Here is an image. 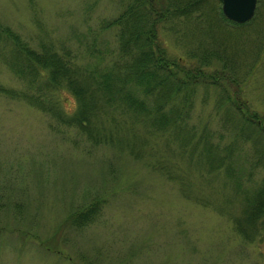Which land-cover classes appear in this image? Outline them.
<instances>
[{"label":"rangeland","instance_id":"rangeland-1","mask_svg":"<svg viewBox=\"0 0 264 264\" xmlns=\"http://www.w3.org/2000/svg\"><path fill=\"white\" fill-rule=\"evenodd\" d=\"M119 2L0 0V24L35 51L43 41L67 55L74 68L108 66L119 59L116 29L98 26L119 14ZM184 23L158 30L166 59L179 63L173 69L180 80L194 75L196 67L210 77L222 73L219 82L196 78L187 100L184 92L169 94L166 110L181 111L173 126L179 135L188 131L184 147L170 123L163 134L150 133L126 112L119 119L141 134L134 153L115 142L92 146L76 129L0 93V264H264V224L261 237L250 243L234 224L242 199L261 188L264 170L250 153L251 141L235 139L228 118L239 106L264 125V0H256L253 17L242 25L224 19L218 29H191ZM208 47L232 67L219 59L199 66L197 52ZM3 53L0 49V87L25 91L24 82L4 65ZM59 94L71 114L73 96ZM94 124L104 132L114 126L106 119ZM200 136L213 156L226 158L229 177L225 166L210 169L198 156ZM90 198L100 199L93 223L79 229L61 225L68 209ZM39 241L55 251H45Z\"/></svg>","mask_w":264,"mask_h":264},{"label":"trees","instance_id":"trees-1","mask_svg":"<svg viewBox=\"0 0 264 264\" xmlns=\"http://www.w3.org/2000/svg\"><path fill=\"white\" fill-rule=\"evenodd\" d=\"M118 1L121 6L119 14L110 22H102L98 26L100 30L112 27L116 29L114 37L117 47L116 57L119 59L114 60L108 66L101 63L104 65L74 68V65L67 60V55L57 54L50 45H44L43 41H40L39 47L35 51L27 42L22 41L19 35L12 32L9 26L0 24V49H5L6 53V55L3 53V63L20 82H24L26 88L25 91L21 90L18 93L0 87V93L10 99L14 98L31 107L34 106L37 111L44 112L50 120L62 127L76 129L78 135L84 136L92 143V146L110 145L115 142L116 147L127 148L131 153H134L136 143L140 142L141 134L137 128L133 131L119 119V115L126 112L131 118L144 125V131L150 133L153 132L152 130L154 132L159 130L163 134L166 124L170 123L168 128L172 131L173 128H177L178 133L175 136L182 139L180 144L184 147V143L188 141V131L183 128L184 135H179L180 128L173 126L181 111L176 107H169L166 110V104L171 99L169 94L172 92V95H175L184 92V100H187V93L191 92L195 82H198L195 80L196 78L201 79L200 83H203L205 78H214L215 81H218L221 79L222 73L219 71V75L215 74L214 77H210L208 73L199 72L200 68L196 67L192 69L195 74H189L191 81L193 79L194 82L191 83L188 75H184L186 79L182 82L173 69V67L177 68L176 65L179 63L166 59L165 48L158 37V30L163 24L167 25L166 23H168L172 26L181 20L191 29H196L198 26H204L206 29L212 26L216 29L221 28L219 23L224 19L219 11V1ZM197 14L199 17L204 15L205 19L202 22H197L199 19L195 17ZM250 25L252 22L246 27ZM210 50L208 47L200 53L197 52L198 60H203L199 66H202L206 61L219 59L223 67L226 65L228 68L232 67L225 56L221 55L222 58H218L217 52ZM98 54L99 52H97ZM249 64L247 63L246 67ZM251 67L252 65L249 66V68ZM62 90L73 96L75 101L71 114L63 109L64 105L59 101L62 95L59 93ZM235 107V109L233 107L232 110L230 109L231 114L227 112L231 115L228 118L232 119L231 128L234 129L235 139L241 138L245 143L251 141L253 150L250 153L256 155L255 161L260 162V167L264 170V125L260 127V123L253 122V116L256 114L249 113L246 108L241 110L239 106ZM104 119L110 125H114L107 128L105 132L97 124L93 125L95 120ZM161 124H163L162 127H160ZM204 132L202 131L200 134ZM204 139L200 136L197 140L196 145H201L198 156L202 157L210 169L214 165L225 166L224 173L229 177L228 172L232 170L230 164H223L226 158L213 156L211 145L202 143ZM259 141L263 143L260 148ZM261 182V188L253 190L249 198L242 199L244 207L239 212V218L234 222L237 225L238 233L248 243L261 237L258 233L262 230L260 226L264 224V179ZM99 200L90 198L88 204L68 209L61 225L79 229L93 223L97 218L96 211L100 203ZM260 241L264 243V239ZM46 243L39 241L38 245H41L45 251L46 249L55 251V248L45 245Z\"/></svg>","mask_w":264,"mask_h":264},{"label":"water","instance_id":"water-1","mask_svg":"<svg viewBox=\"0 0 264 264\" xmlns=\"http://www.w3.org/2000/svg\"><path fill=\"white\" fill-rule=\"evenodd\" d=\"M220 1L221 14L228 22L242 25L253 17L256 0H218Z\"/></svg>","mask_w":264,"mask_h":264}]
</instances>
